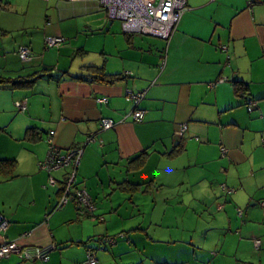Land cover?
I'll return each instance as SVG.
<instances>
[{
  "label": "crops",
  "instance_id": "1",
  "mask_svg": "<svg viewBox=\"0 0 264 264\" xmlns=\"http://www.w3.org/2000/svg\"><path fill=\"white\" fill-rule=\"evenodd\" d=\"M1 1L0 24L8 19L11 25L20 15L29 35L13 38L12 50L0 54V76L47 72L29 88H0V161H14L10 174L0 173V218L7 223L0 246L56 249L47 262L12 255L0 264H86L87 248L97 264H207L204 246L214 264H228L231 255L235 261L237 253L243 258L251 247L262 259L264 0H186L168 42L123 32L119 38L117 25L95 3ZM35 9L49 16L40 32L24 25ZM87 16L95 20L80 21ZM102 29L107 35L98 58L61 65V54L65 60L69 52L85 55L81 33ZM55 37L64 43L50 62L43 53L53 48L45 39ZM22 48L30 51V62L20 60ZM90 67L118 77L101 81ZM237 82L244 94L236 93ZM128 90L145 91L137 108L141 122L133 121ZM247 100L255 103L251 112ZM101 120L115 126L102 131ZM28 129H35L33 138ZM91 133L95 142L83 148L76 180L96 211L79 217L72 204L54 211L71 169L52 172L56 184H48L49 174L39 168L47 139L63 155L81 148ZM141 155L142 165L129 164Z\"/></svg>",
  "mask_w": 264,
  "mask_h": 264
},
{
  "label": "built area",
  "instance_id": "2",
  "mask_svg": "<svg viewBox=\"0 0 264 264\" xmlns=\"http://www.w3.org/2000/svg\"><path fill=\"white\" fill-rule=\"evenodd\" d=\"M68 2H90L95 3L99 9L104 10L111 20L118 21L123 34L127 36L140 35L153 37L165 42H168L176 26L186 10V0H66ZM64 43L61 37L45 39L46 48H57ZM224 49V48H222ZM22 62H30L32 60L31 53L27 48H22L18 52ZM220 81H223L222 79ZM145 91L132 92L126 91V97L133 104L132 118L134 122H141L144 114L137 109L139 103L144 98ZM106 99L99 100V103H105ZM255 103L251 100L247 103V111L251 112ZM16 108L24 110L20 103H16ZM100 130L105 131L112 129L115 123L111 120H101ZM186 126L179 128L176 136L180 137L185 131ZM96 134H90L81 148L68 150L65 154L52 146L51 138L47 139L49 145L46 159L39 165V168L49 174L48 184L53 186L56 184L54 178L50 174L54 171L70 168L71 171L67 178L62 183L59 201L54 209L58 211L68 204H72L80 217L93 216L96 211V206L87 191L77 184L76 169L79 165V160L86 145L95 142ZM264 142V138H263ZM225 151H222L224 154ZM237 215H242L241 211L237 210ZM7 223L0 218V230L4 231ZM111 244L115 239H107ZM260 240L254 241L256 250L260 248ZM56 249L55 245H50L45 248H27L18 243L9 242L0 246V260L8 259L12 255H16L23 261H40L47 262L49 254ZM86 264H97L95 253L88 250L86 253Z\"/></svg>",
  "mask_w": 264,
  "mask_h": 264
},
{
  "label": "rangeland",
  "instance_id": "3",
  "mask_svg": "<svg viewBox=\"0 0 264 264\" xmlns=\"http://www.w3.org/2000/svg\"><path fill=\"white\" fill-rule=\"evenodd\" d=\"M2 5L5 6L4 3H2ZM40 12H39L38 9H35L34 11L32 10V12H30L25 17L27 19H26V23H24V25L27 26V27H31L32 25L35 26V27H38V29H36V31H38V32H40L41 30H44L45 23H46V17H49V16H46V15L44 16ZM10 14H11V16H14L13 13H10ZM103 14L105 16H107V18H108L107 21L109 22V24H111L112 21H113V24L117 25V30H118L117 33L119 34V38H123L120 23L118 21L111 20L108 17V15H106L104 12H103ZM13 20H15V22L12 23L11 25H8L6 23V22H9L8 19H6V20L4 19L3 22L1 21L0 30L3 31V28L8 27V26L11 27V30H10L11 32L8 31L6 34L0 33V39L2 40V43H1L2 44V49H0V54L1 55H3L4 53L10 52L9 46L11 47V50H12V48H13V38L17 39L19 36H21L24 39H26L28 37V35H29V32H24L21 29L22 25H23V22H22V18H21L20 15H18V17H15V19H13ZM93 20H95V16H93V17L87 16V17H81L80 18V21H89L90 22V21H93ZM56 26L57 25H55V27ZM107 29H102L100 31H98L99 30L98 29V30H94V32L84 31V33H81V35L79 36V39H78V44L79 45H84V47L86 49V52H84L85 55L84 54L83 55H79L77 53V51L76 52H69L67 54V59L65 60V54H61V56H60L61 65H65V66L69 67L70 64L75 65V64H77L78 62H80L82 60H86L84 62H88V61L91 62L95 58H98L100 56L99 53H100L101 46L104 44L105 37L107 35V34H105L106 33L105 30H107ZM95 31H97V32H95ZM114 33L115 32H112L111 34H114ZM39 35L40 34L37 35L36 39H37V41L40 44ZM4 36H6L7 38H5ZM112 36H115V37H112V38H116V40H117V38H118L117 35H112ZM145 38H147V37H145ZM111 41H112V39H111ZM41 49H42V47L39 45L38 46V50L36 51V54L39 55ZM56 53H57V49L53 48V49L44 51L43 54H47L49 57L50 56L54 57V55ZM53 61L54 60L51 58L50 62H53ZM166 223L174 225L173 221L166 222ZM262 242H264V241L262 240ZM201 249H207L204 252L205 254H203V256H205L208 259L207 260V264H214V262L213 263L210 262L211 260H210L209 252L211 250L209 248H207V246L201 247ZM251 249H252V251L249 250V249L247 250L248 252H247V254H245L243 256V258H242V256H240V254L238 255V253H237V258L235 259V261H233L234 259H232L233 256L231 255L230 258L228 259V264H239V263H244V264H260L261 263V264H264V255L262 256L261 260L259 259L261 251L258 253V252H254L252 247H251ZM219 254H220V256L218 257V259H221V257H222L221 255L222 254L221 253H219ZM210 255H211L212 258L214 257L213 254H210Z\"/></svg>",
  "mask_w": 264,
  "mask_h": 264
},
{
  "label": "trees",
  "instance_id": "4",
  "mask_svg": "<svg viewBox=\"0 0 264 264\" xmlns=\"http://www.w3.org/2000/svg\"><path fill=\"white\" fill-rule=\"evenodd\" d=\"M5 7L6 6H3L2 5V1L0 0V12ZM90 69H91L92 72L97 74V79H99L101 81H110L111 82V81L117 79V77H118V76L106 75V74H104L102 72V69H98V68H94V67H90ZM46 72H47V70L44 69L43 70L44 75L35 76V78L37 79V78L44 77ZM48 77L51 78L52 76L48 75ZM35 78H32V77H28V78L18 77L16 79H8V78H3V77L0 76V88L3 87V86H9V87H11L13 89L29 88L35 83V81H36ZM235 87H236V93H238V94L239 93L240 94H244L245 93V87L241 83H239V82L235 83ZM248 101L249 100L246 101V106H247ZM34 134H35V129H28L27 130V137L33 138ZM89 135H87V137ZM86 146H88V145H86ZM144 159H145V156L141 155L140 157H137V158L131 160V162L129 164L132 165V166L134 165L135 167H139L144 162ZM13 169H14V161H9V160L8 161H0V173L10 174L13 171ZM76 173H77V169H76ZM75 176H76V174H75ZM136 189L137 188H132L130 190L133 191V190H136ZM76 213H77V211H76ZM77 216H79V215L77 214ZM86 217H92V216H86ZM107 239H110V238H107ZM107 239H105V240H107ZM88 250H91V249L87 248V251ZM92 251H94V250H92ZM256 251H258V250H256Z\"/></svg>",
  "mask_w": 264,
  "mask_h": 264
}]
</instances>
